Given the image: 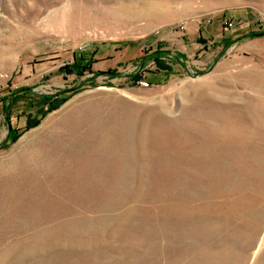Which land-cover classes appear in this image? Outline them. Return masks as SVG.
<instances>
[{
	"label": "rangeland",
	"instance_id": "374dc122",
	"mask_svg": "<svg viewBox=\"0 0 264 264\" xmlns=\"http://www.w3.org/2000/svg\"><path fill=\"white\" fill-rule=\"evenodd\" d=\"M255 33L264 0H0V264H264Z\"/></svg>",
	"mask_w": 264,
	"mask_h": 264
},
{
	"label": "trees",
	"instance_id": "16d2710c",
	"mask_svg": "<svg viewBox=\"0 0 264 264\" xmlns=\"http://www.w3.org/2000/svg\"><path fill=\"white\" fill-rule=\"evenodd\" d=\"M162 54H165V53H161V52H157V53H155V55L152 57L154 60H155V63H156V65H157V67H158V70H165L164 69V66L161 64V63H159L158 62V59L155 57V56H158V55H162ZM170 60H172V58L170 59ZM76 67L74 68V73L77 75V76H80V77H83L84 76V74L86 73V72H92L91 70H92V64L90 63V62H86V64L85 65H80V64H76L75 65ZM167 71H170V69H168ZM109 75H112V76H118V74L117 73H108ZM96 75V74H95ZM141 79V77L137 74V75H135V76H133L132 77V80L134 81V82H138L139 80ZM24 94V93H23ZM21 98H22V96L21 95H19V96H16L14 99H13V102L14 103H17L18 101H20L21 100ZM45 98V103H44V105L45 106H48V105H50V108H54V107H56L59 103H60V100H58V99H56V98H51V97H44ZM62 102V101H61ZM39 113H40V111H38ZM37 124V121H35V123L33 124V126H35Z\"/></svg>",
	"mask_w": 264,
	"mask_h": 264
},
{
	"label": "crops",
	"instance_id": "0c3cea01",
	"mask_svg": "<svg viewBox=\"0 0 264 264\" xmlns=\"http://www.w3.org/2000/svg\"><path fill=\"white\" fill-rule=\"evenodd\" d=\"M158 62L161 63L164 66V69L169 68V66L171 65L170 60L166 59V58H161L158 59ZM166 70H160V74H166ZM4 117V114L2 112H0V119H2ZM8 128H9V124H8ZM1 132V130H0Z\"/></svg>",
	"mask_w": 264,
	"mask_h": 264
},
{
	"label": "built area",
	"instance_id": "2783aa9c",
	"mask_svg": "<svg viewBox=\"0 0 264 264\" xmlns=\"http://www.w3.org/2000/svg\"><path fill=\"white\" fill-rule=\"evenodd\" d=\"M138 83L142 86V87H149L150 86V84L149 83H147L146 81H144V80H139L138 81Z\"/></svg>",
	"mask_w": 264,
	"mask_h": 264
},
{
	"label": "water",
	"instance_id": "95a60500",
	"mask_svg": "<svg viewBox=\"0 0 264 264\" xmlns=\"http://www.w3.org/2000/svg\"><path fill=\"white\" fill-rule=\"evenodd\" d=\"M263 36H264V33H255V34L250 35L249 37H263Z\"/></svg>",
	"mask_w": 264,
	"mask_h": 264
}]
</instances>
